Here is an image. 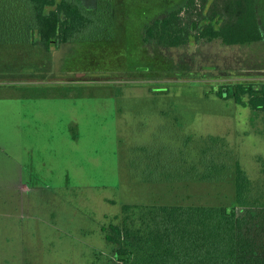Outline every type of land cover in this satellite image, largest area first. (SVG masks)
I'll use <instances>...</instances> for the list:
<instances>
[{
  "label": "rangeland",
  "instance_id": "rangeland-1",
  "mask_svg": "<svg viewBox=\"0 0 264 264\" xmlns=\"http://www.w3.org/2000/svg\"><path fill=\"white\" fill-rule=\"evenodd\" d=\"M115 46L0 47V264H117L102 227L124 205L231 207L230 176L154 180L186 136L223 138L264 205V112L218 94L264 83V46L199 41L184 57L200 78L159 80L139 78L134 39Z\"/></svg>",
  "mask_w": 264,
  "mask_h": 264
},
{
  "label": "trees",
  "instance_id": "trees-1",
  "mask_svg": "<svg viewBox=\"0 0 264 264\" xmlns=\"http://www.w3.org/2000/svg\"><path fill=\"white\" fill-rule=\"evenodd\" d=\"M130 38L141 45V59L152 61L139 67L140 79L200 78L184 57L199 41L264 46V0H0V47L103 46L107 54ZM123 49L132 53L131 46ZM218 94L237 103L247 96L256 116L264 112V83ZM201 139L178 138L181 146L172 142L169 160L165 152L156 155L153 170L166 171L168 161L171 174L154 180L224 182L230 176L234 204L124 205L120 222L102 227L117 264H264V205L252 202L251 180L225 140Z\"/></svg>",
  "mask_w": 264,
  "mask_h": 264
}]
</instances>
